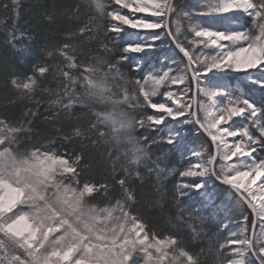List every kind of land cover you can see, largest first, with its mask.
<instances>
[{
  "label": "snow or ice",
  "instance_id": "snow-or-ice-1",
  "mask_svg": "<svg viewBox=\"0 0 264 264\" xmlns=\"http://www.w3.org/2000/svg\"><path fill=\"white\" fill-rule=\"evenodd\" d=\"M34 5L39 10L24 26L20 0H12L13 15L0 20V46L41 54L26 70L0 62L6 99L0 109V264H209L206 257L211 264L253 258L264 264V105L202 86L213 70L264 72V0H200L197 15L242 11L251 18L247 28L231 32L192 23L193 10L174 0ZM125 27L153 35L118 48L114 38ZM163 35L181 60L166 57L143 78L136 75L139 61L121 71L131 54L155 47ZM252 82L264 87L262 80ZM85 90L110 101L112 113L96 116L98 105L81 103ZM17 100L28 104L10 112ZM166 120L179 124L161 135ZM37 121L52 130L42 141ZM183 125L207 139L170 169L153 159L150 145L175 147ZM129 128L144 131L133 136ZM104 151L112 167L100 182L91 175L92 153L104 160ZM173 172L180 179L169 187ZM209 177L226 186L220 190L226 197L246 205L239 227L223 240L184 203L189 193L220 194L205 189ZM149 213L167 216L175 228L162 230ZM202 236L207 249L196 252L191 242Z\"/></svg>",
  "mask_w": 264,
  "mask_h": 264
},
{
  "label": "trees",
  "instance_id": "trees-1",
  "mask_svg": "<svg viewBox=\"0 0 264 264\" xmlns=\"http://www.w3.org/2000/svg\"><path fill=\"white\" fill-rule=\"evenodd\" d=\"M39 2H41L44 5H51L53 3V0H39ZM56 3L60 4V3H71V0H55ZM193 0H183L182 1V6H187L190 7L193 3ZM21 3V10H20V15L22 16V19L20 20V24L22 26L25 25V21H29L32 17H34L37 12H38V8L34 5L35 3H37V0H20ZM4 5H8V9L5 10ZM13 15L12 13V0H0V20H5L7 21L9 17H11ZM3 39V31L0 30V40ZM115 39V44L118 48H123L126 45V41L122 40V39ZM111 46V45H109ZM160 55V53H157ZM40 53L36 48H31V49H27L24 50L22 55L18 54L15 50L11 49L10 47H5V46H0V62L7 60L8 64L15 67L17 70H26L28 65H30L32 62H34L36 59L40 58ZM128 61H123L122 64L120 65L121 67V71L123 72H128L130 68H132V65H130ZM3 67V64L0 63V68ZM147 71H149L148 65L147 63L144 65V68L140 69L139 72V76L138 73H136V75L141 78L144 73H146ZM256 77L258 80H262L264 81V74H256ZM135 78V77H133ZM218 88H221L225 91H233L235 94H241L243 96V98L248 99L251 103L260 106V105H264V87H260V86H253V85H249L244 83L243 81H241L238 77H232L229 76L227 78H225L224 81H218L217 82ZM46 86L49 87H53L54 83H50V82H45ZM39 91L37 92V98H39ZM6 103V99L4 96V92L3 89H0V109L3 108V106ZM28 102L27 101H19L17 100L15 105H9V111L13 112V113H19L24 105H27ZM33 107H35V105H32ZM44 105H40L39 111L40 113L44 112ZM149 111V110H148ZM37 128H36V134L38 135V138L41 139L45 136V135H49L51 134V128H48L47 130L45 129V126L40 123V121H37ZM161 135H166L165 132V128L164 127H160ZM144 130L143 129H137V131L135 132V135L139 136ZM200 133V132H198ZM201 134V133H200ZM150 136L153 135V133L149 134ZM202 135V134H201ZM190 140H195L196 144H197V140L195 139V137L193 136H188L185 143H183L181 146L179 144H177L175 147L173 146H168L166 150L162 151L161 149H159L158 146L156 145H150L151 149H152V157L153 159H155L156 157H160V159L162 161H164L167 164L168 168H175V167H179L180 166V157H181V153L186 154L187 151L189 150V146L191 147H195V143L193 141ZM209 143V141H208ZM189 145V146H188ZM198 145V144H197ZM70 148L72 147L71 145L69 146ZM63 151V149H61ZM112 151L113 155H117L115 148H111L109 149ZM105 159L101 160V154L97 153V152H93L92 153V158H93V166L91 168V175L92 177H94L96 180L100 181V182H104L105 178L108 176V172L111 170L112 164L111 162H108L106 157H107V152L104 151L103 153ZM152 181H155V175L152 176ZM179 176L177 172H173L171 175H169L168 177V186L172 187V185H174L178 180H179ZM213 180V179H212ZM213 182H215L213 180ZM215 184L217 185V189L218 191H220L221 189H223L218 183L215 182ZM150 186V185H149ZM224 187V186H223ZM225 188V187H224ZM224 190V189H223ZM221 192V191H220ZM199 196L198 194H190L186 197H184V203L191 208H195L196 209V215L199 216V218L201 220L204 221L205 226H206V231H208L209 234L211 233H216V238L219 240H223L224 235H223V231L221 232H216V222L215 220H213V210H212V206H208L206 208L200 209L199 207ZM219 203V201H217ZM224 203V202H222ZM230 208V206H229ZM239 209L240 211H242V209H246V207L244 205H239ZM227 212V209H223L222 212ZM232 213H236V214H241V212H237L234 209H231ZM173 215H175V210L173 209L172 212ZM239 214V216H240ZM151 219H153L154 221H158V223L160 222L163 226H162V230L167 231L170 229H174L175 225L173 223H167L168 217L165 216L162 220L160 219V217L156 214V213H149ZM189 223H191V221H189ZM198 223V222H197ZM193 244L194 247V251L199 252L201 247L207 249V236H202L200 239L198 240H194L191 242ZM206 259H208L209 264H211V258L210 257H206Z\"/></svg>",
  "mask_w": 264,
  "mask_h": 264
},
{
  "label": "rangeland",
  "instance_id": "rangeland-1",
  "mask_svg": "<svg viewBox=\"0 0 264 264\" xmlns=\"http://www.w3.org/2000/svg\"><path fill=\"white\" fill-rule=\"evenodd\" d=\"M183 0H174L175 3L181 4L182 6ZM193 4L189 7L193 10V16H192V23L198 24L202 27L209 28L211 30L215 31H225V32H231V31H237L242 30L244 28H247L251 23V18L245 15L242 11H230L227 13L222 14H210V15H197L195 13H198L200 11V0H193ZM118 7V6H117ZM127 12V10H124ZM159 35V32L156 33ZM153 33L151 32H144V31H138L136 29H132L130 27H125L123 31L116 36V39H122L125 40L128 43H137L140 41L141 38H144L145 40L148 39ZM188 37H191V33H187ZM156 46L147 49L139 54H131L129 58L125 61L130 60L128 63L132 65V67L135 66L136 62H140V68L137 71L138 76L140 69L144 68V65L147 63L149 71H147L145 74L153 71L155 68H158L161 64V62L166 58L170 57L173 59H176L177 61L182 59L181 54L179 53L178 49H176L175 45L171 43V41L167 38L166 35H163L160 37L159 40L155 42ZM214 51V50H210ZM157 53H160L157 54ZM264 72H260L259 70H249V71H231V70H224V71H216L213 70L211 72H208L203 78V84L202 86L213 88V89H220L226 93H231L233 96H240L243 98L241 94H235L233 91H225L221 88H218V81H224L225 78L232 76V77H238L241 81H243L246 84L253 85V86H260L257 83H253V80H258L256 77V74H261ZM143 75V76H144ZM143 76L141 78H143ZM175 87V86H173ZM261 87V86H260ZM222 100V98H220ZM149 112H151V109H149ZM237 119V123L239 122V118ZM179 124L178 121H172V120H166L163 125L160 127L165 128L166 134L168 133L169 129H173L177 127ZM188 136H193L197 140V144L201 142V139L204 138L200 133L196 131V129L191 125H183V132H182V138L178 140L177 144L180 146L185 143ZM204 139H207L205 137ZM195 143V147L189 146V150H194L198 145L196 144L195 140H190ZM183 142V143H182ZM211 142L209 141V144ZM184 145V144H183ZM182 145V146H183ZM212 177H209L207 179V183L205 186V189L208 192L216 193L220 192L217 189V185L215 182H213ZM198 182V181H197ZM225 191L226 187L224 188L221 186ZM204 191V190H202ZM193 194L189 193L188 195ZM198 194L199 196V207L200 209L206 208L208 206H212V214H213V220L216 222L215 228L219 224H222L225 222V220L230 221L228 224V228L223 230V235H228V230L235 231L236 228L239 227V214L232 213L231 209L236 210L237 212H241L239 209V205L236 204L235 199L226 197L223 192L221 191L219 195H212V196H204L200 193H194ZM187 195V196H188ZM221 202L217 204L218 202ZM224 202V203H222ZM243 205V204H240ZM230 206V208H229ZM246 207V205H244ZM223 209H227V212H222ZM250 264H255V259L253 258L252 261H250Z\"/></svg>",
  "mask_w": 264,
  "mask_h": 264
},
{
  "label": "clouds",
  "instance_id": "clouds-1",
  "mask_svg": "<svg viewBox=\"0 0 264 264\" xmlns=\"http://www.w3.org/2000/svg\"><path fill=\"white\" fill-rule=\"evenodd\" d=\"M84 94L86 97V101H82L81 103L89 102V103L98 105L97 108L92 109L93 113L96 116L107 117L112 113L113 104L110 101H106L104 99H97L96 93L90 92L88 90H85ZM129 118L131 119V117H129ZM102 122L107 123L109 125V127L111 128V126H112L111 120L105 119ZM136 131H137V129L129 128V129H127V134L134 136Z\"/></svg>",
  "mask_w": 264,
  "mask_h": 264
},
{
  "label": "water",
  "instance_id": "water-1",
  "mask_svg": "<svg viewBox=\"0 0 264 264\" xmlns=\"http://www.w3.org/2000/svg\"><path fill=\"white\" fill-rule=\"evenodd\" d=\"M210 141V140H209ZM213 178V180L214 181H216L218 184H220V182L219 181H217L216 179H215V177H212ZM221 185V184H220ZM222 186H224V185H222ZM224 187H226V186H224Z\"/></svg>",
  "mask_w": 264,
  "mask_h": 264
},
{
  "label": "bare ground",
  "instance_id": "bare-ground-1",
  "mask_svg": "<svg viewBox=\"0 0 264 264\" xmlns=\"http://www.w3.org/2000/svg\"><path fill=\"white\" fill-rule=\"evenodd\" d=\"M201 133V132H200ZM202 134V136H203V133H201ZM205 138V137H204ZM216 182V181H215ZM217 183V182H216Z\"/></svg>",
  "mask_w": 264,
  "mask_h": 264
}]
</instances>
